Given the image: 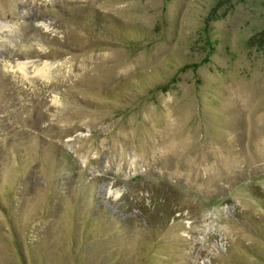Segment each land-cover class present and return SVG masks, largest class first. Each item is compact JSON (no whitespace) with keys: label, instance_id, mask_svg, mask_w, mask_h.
Masks as SVG:
<instances>
[{"label":"rangeland","instance_id":"rangeland-1","mask_svg":"<svg viewBox=\"0 0 264 264\" xmlns=\"http://www.w3.org/2000/svg\"><path fill=\"white\" fill-rule=\"evenodd\" d=\"M0 264H264V0H0Z\"/></svg>","mask_w":264,"mask_h":264}]
</instances>
